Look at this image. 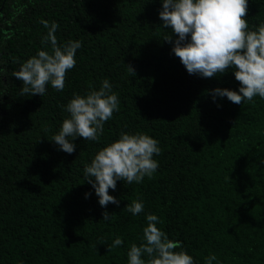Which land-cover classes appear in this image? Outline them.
I'll return each instance as SVG.
<instances>
[{
  "label": "trees",
  "instance_id": "1",
  "mask_svg": "<svg viewBox=\"0 0 264 264\" xmlns=\"http://www.w3.org/2000/svg\"><path fill=\"white\" fill-rule=\"evenodd\" d=\"M160 7V0H0V264H127L129 246L143 242L146 213L195 264L209 254L219 264H264V99L213 102V88L236 90L239 82L230 70L188 74L164 40L175 34L161 27ZM244 18L251 30L264 24V0H248ZM44 22L58 25V45L81 42L76 63L62 90L46 85L42 96H20L12 73L50 51L41 44ZM104 79L119 105L98 140L77 137L73 153L57 150L50 139L68 116L64 105ZM122 132L156 139L158 168L139 183L117 181L109 194L119 206L101 208L83 167ZM137 199L144 207L133 216L124 207ZM117 236L122 244L107 249Z\"/></svg>",
  "mask_w": 264,
  "mask_h": 264
},
{
  "label": "clouds",
  "instance_id": "2",
  "mask_svg": "<svg viewBox=\"0 0 264 264\" xmlns=\"http://www.w3.org/2000/svg\"><path fill=\"white\" fill-rule=\"evenodd\" d=\"M248 0H160L158 11L162 28H170L164 40L171 43V51L180 60L188 74L200 77H214L228 70L239 82L236 90L216 87L210 91L213 102L217 98L240 105L258 96L264 99V24L255 30L249 29L244 18ZM46 36L41 44L49 50H39L22 64L12 76L22 82L20 96H42L46 85L56 90L64 87L65 73L76 63L75 55L81 47L79 40L58 45L55 31L58 25L47 22ZM134 74L131 66H126ZM0 66V77L5 74ZM2 82V81H0ZM117 94L107 79L100 87L84 95L74 94L64 105L68 116L50 141L57 150L73 153L77 137L97 141L103 131L104 122L118 109ZM219 106V105H218ZM159 142L143 133L122 132L119 137L102 147L89 164L83 167L84 181L91 185L101 208L111 203L119 206V200L109 194L115 191L116 182L139 183L144 177H151L158 168L153 157L160 154ZM264 165V158H259ZM89 193H84L87 199ZM143 201L133 200L124 208L133 216L143 211ZM111 214L102 212L103 220ZM142 243L131 244L126 253L127 264H195L193 257L181 248L178 241L170 240L156 225L159 218L152 213L145 214ZM122 244L119 236L108 248ZM174 249H181L174 251ZM146 257V259H145ZM219 264L214 254L204 258V264Z\"/></svg>",
  "mask_w": 264,
  "mask_h": 264
}]
</instances>
